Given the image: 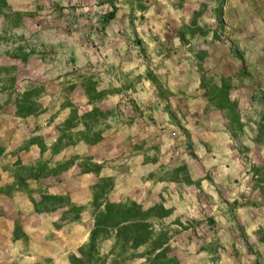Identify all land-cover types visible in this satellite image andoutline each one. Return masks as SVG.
Wrapping results in <instances>:
<instances>
[{"label": "rangeland", "instance_id": "obj_1", "mask_svg": "<svg viewBox=\"0 0 264 264\" xmlns=\"http://www.w3.org/2000/svg\"><path fill=\"white\" fill-rule=\"evenodd\" d=\"M8 1L14 10L32 12L34 14V18L28 20L24 27L17 32L26 35L31 42L30 44H33L39 50L46 51L50 60L42 62L41 55H34L30 58L27 65L23 66L19 63L17 83L13 91L1 92L3 86L9 88L10 84L8 83L9 76L6 74L8 71L4 70L0 74V82L5 81V85L0 84V104L4 106L0 115V145L5 148V152L11 147L6 154L4 153L5 156L3 155L0 159V218L6 219L10 227L15 226V222L18 221L24 231L27 229L30 232L39 230L42 232L44 230L42 233L34 235L31 242L24 240V243L22 242L17 247L12 246L8 238L2 241L3 237L1 236L0 264H24V256L29 255L38 260L34 264H62L60 263V259L57 262L53 256L61 252L62 249H66L63 245L67 237L70 236L68 233L70 230L66 231V234L62 236H54L55 233L42 228L41 217L48 215V217L44 216L45 219L58 220L55 227L58 226L59 228L68 223H72L73 225L80 219L62 224L63 222L60 220L62 211L50 215H39L35 211L33 213L31 210H28V204L31 203L30 206L34 207L32 198L39 199L40 195L35 194L31 197L25 193L16 192L13 189V170L15 168L13 164L15 162L23 163L31 159L29 157L32 155V152H30L31 147L28 150H22L31 137L42 138L47 147H50L58 135L56 126L63 122L64 113L69 110L62 109L66 100L79 105L82 113L86 111L83 94L79 92L78 87L72 89V85L78 81L77 75L79 73L73 65H76L78 59H80L78 56H82L81 59L85 60L87 54H91V51L102 45L104 42V29L102 28L100 17L104 12L111 10L110 1L119 4V0ZM149 1L153 3L152 5L155 4L154 0ZM158 1L156 0V2ZM201 2H206L207 7L199 18V24L210 31L219 26V22L216 19L217 11L222 9L224 12L225 17L223 22L225 27L219 39H214L213 33L209 32L206 36L197 35L188 44L176 43L178 41L181 42L177 34L178 39H174L175 36L172 35L170 39L164 40L163 42L165 43L158 47V38L153 37L152 30H150L151 32L146 30L143 34L146 37L148 36L150 45L154 46V50H151L147 43L143 44V47L139 46L136 40L143 41L138 37L139 35L133 34L134 29L132 30L131 28V31H133L131 34L135 37H129V34H127L129 37L126 40L127 45L129 50L139 57L146 69H153L157 72L164 63L172 59L176 60L178 64L185 63L192 66L201 62L202 58L198 59V54L206 52L211 60L208 61V58H205L202 63L206 70H208V75L212 76L217 83L220 82V75L216 71L219 70L222 63L220 64L213 57L214 52L217 49L221 50L223 48L229 50L230 38H232V32L230 31H237L233 28H235L236 21L239 18V9L238 7L234 8L231 6L232 0H195L192 6H185L186 4L175 5L172 7L173 9H181L179 30L184 24H188L192 20L195 10L200 9L199 4ZM135 14L136 17H133L132 14L128 13L132 23L131 27L136 22L140 28L145 23L146 18L141 17L142 15L139 12ZM138 26L136 25V27ZM3 27L4 24L0 21V33ZM230 27L233 28L231 29ZM148 33L149 35H147ZM41 44H44L46 47H56V54L50 55L47 51L48 49L42 48ZM233 49L239 55L237 47H230V50L233 51ZM14 63L16 61L3 55L0 56V68H9ZM38 64L43 65V69L41 68L43 74L30 71L31 68H36ZM211 67L215 70V74L210 72ZM221 68L224 69V66ZM90 72H94L93 69ZM237 76L238 78L234 76L233 81L236 89L233 97L239 101L242 119L246 126V133L240 139L232 137L231 142L233 156H236L238 162L245 168L244 176L236 179L235 182L225 183L224 186H222V182L215 184L218 185L217 190L221 198L226 197L227 193L232 194L236 192L235 186L237 185L245 184L247 190L240 196V200H237L238 203L236 201L231 203V207L227 209V214H229L230 218L229 225L226 226L227 230L222 231V228L215 220L210 222L211 219L208 218V214H204L199 219L189 216L185 217L184 215L175 216L173 214L166 219L167 224L175 223L172 226L175 237L171 241L170 246L178 255L182 264H264V257L260 254V252H264V244L259 241L260 235L257 233L264 225V208L261 207L263 201L261 194L258 191H253L252 176L250 174V168L256 162L255 154L258 153L261 159L264 160V145L260 146L257 152L253 143L257 135V123L264 114V87H255L251 80H248L245 76H241L240 74ZM158 77L168 86V82L165 79L160 76ZM122 78L121 75L120 79ZM131 79L133 80L134 78ZM104 84L105 82H103ZM32 87H43L45 89L44 95L39 101L45 110L44 113L40 117L36 116L39 119H31L29 121L12 119L14 113H16V95L14 93L23 92ZM200 90L197 92L193 91L192 93H178V102L173 101L178 107V111L174 107L172 112L166 111L165 101L156 100L151 102L147 108L134 112L136 117H130L131 119L127 121V125L125 126L130 129L127 133L123 129V126H118L116 129L108 131L105 134L106 140L94 148H72L62 153L59 157H52L49 151L42 155L40 150L39 157L34 161V164L37 162H53V164H56L57 162H65L75 155L85 157V152L88 150L91 153L89 155L102 158V162H105L104 164L110 165L108 163L112 162L118 167L119 177L117 185L115 184L116 188L111 193L112 199L126 197V194H134V192L137 193L135 197L140 198L142 197L141 190L138 189L140 184H135L131 181L127 176L128 169L134 166V162H160V158L163 155L160 152L159 144L162 137L159 133L160 130H163L161 127L166 125L167 129H170L167 136L174 143L173 150H176L172 154L170 162H185L188 160V162H192L193 164L191 167L189 166V170L195 179L207 177V181L214 183L215 171L208 169L205 162H216L219 159L218 154L220 156L219 162L227 161H224L226 158L223 157L224 153H221L223 151L216 153L214 147L207 143L206 135L220 133L223 140H228L227 136L230 134L226 130L225 120L222 118L220 112L202 113L205 101L202 96L203 91L201 90L200 92ZM111 106L114 105H109L108 103L104 105V107ZM156 108L157 110L161 109V114L156 113ZM148 110H151L152 114H146L145 116L143 113ZM53 118L55 120L51 123ZM190 127H195V130L198 128L197 134L190 133ZM149 130L150 133H148ZM17 141L20 142V145L14 149ZM13 143L14 145H12ZM130 162L133 163L130 164ZM173 168L176 167L170 166L165 171L172 170ZM84 171L76 165L67 172L64 179H61L63 181L60 180L61 185L52 191L55 193L64 191L75 192L80 188L76 180H86L88 183L97 180L96 177H92L90 174H85L82 178H76V176ZM73 178L76 179L73 180ZM57 182L51 179L49 181L46 180L45 184L56 186ZM187 187H190V185L180 183L171 192L175 193L174 191H176L183 198V193ZM191 188L198 189L195 186H191ZM204 194H207L204 189L196 192L197 196ZM149 195H146V198H149ZM174 197L177 196L174 195ZM169 198L171 199V197ZM127 199L130 198L126 197L122 201H126ZM212 200L214 201L213 203L207 201L208 205H214L215 209L222 212L223 208L221 205H218L220 201L216 202L215 199ZM253 203L256 205L255 207L250 205ZM90 204H80V206L88 207V222L85 224L86 233L90 232L92 227L91 222L94 220L89 207ZM204 208L207 209V207ZM256 219L257 222L255 221ZM257 224L263 225L257 229ZM1 234L2 231L0 230ZM41 236H46L51 241L42 246L40 243L44 239L42 237L40 241L39 237ZM4 242L7 243L5 248L2 245ZM111 244V242L103 244L101 250L102 256L105 257L110 250ZM75 250L76 252L70 253V256L77 258L74 264L86 262V257L82 255L81 247L79 249L75 248ZM142 262V260H138L134 264H141ZM96 264L100 263L97 262Z\"/></svg>", "mask_w": 264, "mask_h": 264}, {"label": "trees", "instance_id": "obj_2", "mask_svg": "<svg viewBox=\"0 0 264 264\" xmlns=\"http://www.w3.org/2000/svg\"><path fill=\"white\" fill-rule=\"evenodd\" d=\"M148 0H122L123 4L131 7V14L139 12L144 14L149 9ZM111 10L104 12L100 21L102 28L116 19L118 6L114 2H109ZM200 9L195 10L192 20L184 24L178 32V38L182 43L188 44L193 41L197 35L206 36L209 32L213 33L214 39H219L224 30V12L222 9L217 11L216 19L219 26L213 30H208L199 24V18L203 15L207 7L206 2H201ZM34 18L32 12L14 10L8 0H0V21L4 27L0 33V56L16 61L9 68H0V74L5 70L9 76V88H1V92L15 90L17 83V71L20 64L27 65L30 58L34 55H41L42 61L47 62L48 54L46 51L39 50L24 34L17 31L24 27L28 20ZM138 44L140 40H136ZM48 53L56 54L57 48L54 46H44ZM199 63L201 73L200 89L203 91L205 106L203 114L210 112H220L225 120L226 130L234 139H240L245 136L246 126L242 119L240 104L238 99L232 97L235 92L234 76H223L217 83L212 76L208 75V70L204 67L202 61L207 57L206 52H200ZM74 61V60H73ZM143 77L127 79L121 88H101V77L97 72L87 74L78 73L77 82L73 88L78 87L79 92L83 94L85 101V112H81V107L70 100H66L62 109L70 110L69 117L56 126L58 133L54 142L48 148L42 138L31 137L24 149L28 150L33 145L40 147L41 154L50 152L52 157H59L65 151L75 148L81 143H85L89 148H94L104 142L105 134L116 129L118 126L127 125V119L120 108V104L111 107H104L111 97L122 95L123 92H129L134 89ZM144 79L149 80L155 87L156 96L161 101H165V110L173 111V107L178 111V107L173 101L178 102L179 95L174 94L167 85L157 76L153 69H148ZM0 82V84H4ZM5 85V84H4ZM43 87H32L23 92H16L15 109L18 118L26 119L32 116H40L44 113V108L40 104V99L44 95ZM13 94V93H11ZM13 94V95H14ZM127 97V95H126ZM132 106L134 112H139V107L134 100L126 101ZM3 105L0 104V115L3 111ZM202 114V115H203ZM55 120L53 118L52 122ZM257 149L264 145V114L257 123V135L253 140ZM5 153V148L0 145V159ZM254 164L250 168L252 176L253 191L261 194L263 201L261 207L264 208V160L258 153ZM80 163V164H77ZM14 182L13 189L19 193H25L31 197L39 194V199L32 198L34 211L36 214H54L62 211L60 220L62 222H73L80 219L81 215L87 211L88 207L76 205L70 198V191L55 193L52 190L61 185V177L76 165L85 170L76 178H82L85 174L96 177V183L91 186L92 203L90 209L94 218L93 226L90 229L88 241L81 247L82 255H85L86 262L83 264H134L142 260L141 264H182L180 258L170 246L175 237L172 226L175 223L167 224L166 219L173 215V209L165 207L163 202L155 203L147 208L142 203L127 199L122 202H113L110 195L115 188V179L113 177H102L101 171L104 164H98L95 156H72L65 162H37L32 165H25L22 162L14 164ZM154 177V176H152ZM76 178H73L75 180ZM54 179L58 181L56 186H48L46 180ZM160 181L186 183L196 188L201 187V183L207 180V177H201L193 180L190 174L189 165L183 164L172 170L165 171L158 178ZM61 180V181H60ZM77 182L81 181L76 180ZM73 192V191H72ZM236 203H238L236 201ZM255 207L256 205L250 204ZM249 206V205H244ZM213 220L211 219L210 222ZM260 235L259 241L264 244V228L257 232ZM21 224L16 221L13 231V240L28 241ZM106 242H111L110 250L102 256V246ZM77 258L70 256V261L74 264ZM110 261V263H109Z\"/></svg>", "mask_w": 264, "mask_h": 264}, {"label": "crops", "instance_id": "obj_3", "mask_svg": "<svg viewBox=\"0 0 264 264\" xmlns=\"http://www.w3.org/2000/svg\"><path fill=\"white\" fill-rule=\"evenodd\" d=\"M194 1L195 0H159L158 2H156V0H154V5H152L153 3L149 1L147 2V5L149 6L147 12L144 14L140 13V15H142L141 17L146 18V21L139 28L136 22L131 27V7L127 4H123L122 0H119V4H117L119 10L116 19L111 21L104 29V42L102 43V45L97 47V49L91 51V54H87L85 60L81 59L82 56H78L80 59H78L76 65H73V67H75L77 71L82 74H87L92 69L95 72H99L102 82V89H107L110 87L121 88L125 84L127 79L139 76L143 77L142 81L138 83V85H136L134 89L130 90L129 92H123L122 95L113 96L106 101L109 105L120 104V108L124 112L127 120L131 119L130 117H136L132 106H129L128 103L126 104V101L134 100L136 105L139 107V110L141 111L142 109L147 108L151 102H154L156 100L158 101L159 99L156 96L155 87L149 80L144 79L148 69H146V67L142 64L139 57L129 50L126 40L129 39L130 36L134 38V35H139L138 37L143 41L139 44V46L143 47V44L147 43L149 45L148 47L151 50H154V46L152 44L150 45L148 36L146 37L143 34V32H146V30H152V32H150L153 33V37H155L156 39L158 38V44L155 42L158 47L161 44L165 43L163 42L164 40L166 41L167 39H170L172 35H174V39H176L180 27L181 9H173L172 7L181 4H186L185 6H192ZM231 6L234 8L238 7L239 9V18L236 21V26L235 28L230 27L231 29L233 28L237 31H230L232 32V38H230L231 42L228 47L229 50L223 48L221 50L217 49L216 52H214L213 57L217 60V62H220V64L222 63L219 70H217L216 72L220 75V78H222L223 76H229V74H232L233 76H236V78H238L237 75L240 74L241 76H245L246 78H248V80H251L253 86L264 87V0H232ZM128 13L130 15H128ZM133 17H136V14L133 15ZM136 25L138 27H136ZM131 28L132 30L134 29V32L131 31ZM131 32H133L134 35H132ZM127 34H129V37L127 36ZM147 35H149V33ZM176 43L182 42L178 41ZM232 46L237 47L239 55L234 52V49L233 51L230 50V47ZM197 58H200L199 54ZM207 58L208 61L211 60L208 55L206 59ZM199 66V63L192 66L185 63L178 64L176 60L172 59L164 63V65H162L157 70L156 74L168 82V86L174 94L185 92L192 93L193 91L197 92L198 90H200L201 73ZM222 66H224V69L221 68ZM232 66L234 67L233 69ZM42 67L43 65L38 64L36 68L33 67L30 71H35L37 73L43 74ZM210 72L215 74V70L213 69V67H211ZM121 75L123 77L122 79H120ZM103 82H105V86L103 85ZM156 113L161 114V109L159 108V110H157L156 108ZM69 114L70 110L64 113L63 122L67 119ZM143 114L145 116L146 114L151 115L152 112L151 110H148ZM39 117L32 116L23 119L18 118L14 113L12 119L19 121H29L31 119H39ZM125 126H123V129L127 133L130 129ZM161 128H163V130H160L159 134L162 139L159 145L160 152L163 156L160 158V162H134V166L128 169L127 176L133 183L140 184L138 189L141 190L142 197H135V194H137L135 192L134 194H126V197L142 203L147 208L153 206L155 203L163 202L166 208L174 210L173 214L175 216L184 215L185 217L189 216L191 218L199 219L204 214H208V218L215 220L222 228V231H224L225 229L227 230L228 228L226 226L229 225L230 221L229 214H227V209L231 207V203L240 200V196L247 190L245 184L237 185L235 186L236 192L232 194L227 193L226 197L224 196L221 198V196L219 195L220 193L217 190L218 185L215 184L222 182V186H224L225 183L231 181L235 182L236 179L244 176L243 173L245 168L240 162H238V158L236 156H233L232 153V136L226 135L228 137V140H223L220 133L206 135L207 143L210 146L214 147L216 153L218 151H223L221 152L224 153L223 157L228 160H224L227 162H219L220 156L218 154L219 159H217L216 162H205L208 169H213L215 171V175L213 178L214 183H210L209 181L204 180L201 183V187L198 189H192L191 186L187 187L185 189V192L183 193V198H181L176 191H174L175 193L171 192L175 187L180 185V183L160 181L158 178L170 166L177 167L186 164L191 167V165L193 164L192 162H188V160H186L185 162H170L171 156L176 150H173L174 143H172L171 139L167 136L170 129H167L166 125H163ZM190 129V133L197 134L198 128L195 130V127H190ZM148 133H150V130L148 131ZM20 135H22V133H20ZM18 142L19 141L16 142L17 144L16 146H14V149H16L20 145V142ZM12 145H14V143ZM75 148L87 149L88 146L85 143H81ZM10 149L6 150V152ZM30 152H32V155L29 156L31 159L23 162V164L25 165L34 164V161L39 157L40 148L37 145H33L30 148ZM85 153V155L88 156L90 152L87 150ZM32 158H34V160H32ZM95 161L98 164L105 163L102 162V158H98L96 156ZM131 163L133 162H130V164ZM108 164L110 165L104 164V168L101 171V176L113 177L115 179V184L117 185L119 177L118 167L115 163L112 162H109ZM64 174L61 179H64L67 172ZM191 177L193 180H197L193 177V175H191ZM95 183L96 181H90V183H88L86 180L79 181V190L75 192L70 191V198L72 202L76 205L92 203L91 186ZM200 189H204L207 194L197 196L196 192H199ZM146 195H149V198H146ZM174 195H176L177 197H174ZM126 197L123 196L118 199H112L110 195V199L113 202H122V200ZM169 197H171V199ZM212 199H215L216 202L220 201L218 205H221V207L223 208L222 212H220L218 209H215L214 205H208L207 201H210L212 203L214 202ZM30 205L31 203L28 204L27 209L31 210V212L34 213V207ZM204 207H207V209H205ZM87 214V211H85L81 215L80 220L73 225L72 223L65 224L66 222H63L62 224L65 225L62 226V228H59L57 226L59 229L55 227V224L58 220L45 219L44 216L48 217V215H43L41 217L43 226L42 228H45V230L47 231H52L53 233H55V235L52 233L54 236H62L66 234V231L68 232L70 230V232H68L70 236H68L66 240L67 243L64 242L63 245L66 247V249H62L61 252H58V254H55V256H53L56 258L57 262L59 261L58 259H60V263L62 264H71L70 253L76 252L75 248L79 249L88 241L89 232L86 233L85 227V224L88 222ZM93 221L94 220H92L91 222L92 226L94 223ZM255 221L257 222V219ZM262 225L263 224H257L256 228L259 229ZM262 227L264 228V225ZM0 230L2 231V234L0 235V237H3L2 241H5L8 238L10 244L14 247L21 245L22 242L24 243V240H13L14 226L10 227L8 221H6V219L4 218H0ZM42 232L40 230L36 232H30L27 229L25 231L26 235L29 238V242L32 241L31 239L32 237H34V235ZM42 237L44 239L43 242L40 243L42 246H45L49 241H51V239L46 238V236L39 237L40 241ZM2 245L5 248L7 246V243L4 242ZM260 254L262 255V257H264L263 251L260 252ZM23 261L24 264H34L37 263L38 260H36L35 257H31L29 255L24 256Z\"/></svg>", "mask_w": 264, "mask_h": 264}]
</instances>
